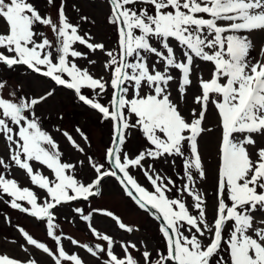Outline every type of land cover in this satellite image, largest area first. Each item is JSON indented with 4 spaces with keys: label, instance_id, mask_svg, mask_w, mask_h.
Returning a JSON list of instances; mask_svg holds the SVG:
<instances>
[{
    "label": "snow or ice",
    "instance_id": "obj_1",
    "mask_svg": "<svg viewBox=\"0 0 264 264\" xmlns=\"http://www.w3.org/2000/svg\"><path fill=\"white\" fill-rule=\"evenodd\" d=\"M99 2L111 45L76 0H0V203L45 234L17 223L23 256L0 264H264V0ZM59 91L110 126L102 152L80 125L45 126ZM108 181L158 221V242L94 204Z\"/></svg>",
    "mask_w": 264,
    "mask_h": 264
},
{
    "label": "rangeland",
    "instance_id": "obj_2",
    "mask_svg": "<svg viewBox=\"0 0 264 264\" xmlns=\"http://www.w3.org/2000/svg\"><path fill=\"white\" fill-rule=\"evenodd\" d=\"M79 3L80 7L91 17H94L97 21V24L93 26L92 30L97 33L98 36L102 37L110 45L115 40V36L110 27L105 24L104 16L106 9L102 6L99 0H76ZM41 7L44 5V0H39ZM70 15L74 16V13L70 10ZM89 27L85 25V28ZM256 53H253L255 55ZM13 82L16 80L22 79L21 76L12 74ZM43 84H41V87ZM45 113L46 127L52 128L54 125H60L62 128L72 132L75 135L73 129L76 125L82 126L85 132L91 138L93 149L97 152H102L104 147L109 142L110 136V126L107 123L101 124L99 118L96 114L87 109H82L77 107L72 99L70 93L59 91L57 96L52 101H49L47 105H43L40 109ZM62 111L64 113V120L58 121L56 119V113ZM51 113L52 119L49 121L47 114ZM211 120V116L209 117ZM56 139L61 145V148L67 155H73L71 149L65 143L64 139L56 134ZM142 142V138L134 137L129 141L128 148L132 151H135ZM209 160V167L215 162L211 157H207ZM157 167H161V164H157ZM164 167H167L166 165ZM139 175L140 181L146 184V181L142 174ZM18 179L21 180L23 184H27V181L23 178L22 174H18ZM209 189H211V176L208 184ZM94 204H99L102 207H107L112 209L117 214H119L126 223H131L133 225L139 226L142 233L146 238L151 239L154 243L158 242L157 235V224L158 221L154 219L149 214H145L142 210L138 209L134 203L125 197L120 190V188L115 185L112 181H108L104 189V197L102 200L94 201ZM7 215L11 217V224H8L3 217ZM61 222L63 223V216L60 217ZM20 224L29 230L34 236L45 239V234L43 227L24 214L19 213L16 210H12L7 207V205L0 203V253H8L17 258L23 256L22 251L19 249L18 244L23 243L19 234L15 230L14 225ZM64 231L68 234H72L75 238L81 240L82 242L93 241V237L86 231L83 224L80 225H68L64 223ZM97 228L108 231L109 233H116L118 236L124 237L122 233H117L115 225L110 221L106 220L103 217H97ZM15 240L17 244H13L12 241ZM48 243L51 245L52 242L49 240ZM66 247L69 251L72 250V246L66 243ZM37 258L40 260H45L46 258L36 254ZM81 255H84L81 252Z\"/></svg>",
    "mask_w": 264,
    "mask_h": 264
},
{
    "label": "water",
    "instance_id": "obj_3",
    "mask_svg": "<svg viewBox=\"0 0 264 264\" xmlns=\"http://www.w3.org/2000/svg\"><path fill=\"white\" fill-rule=\"evenodd\" d=\"M150 217H152L151 215H150ZM153 218V217H152Z\"/></svg>",
    "mask_w": 264,
    "mask_h": 264
}]
</instances>
